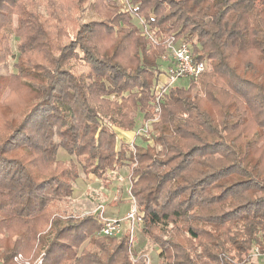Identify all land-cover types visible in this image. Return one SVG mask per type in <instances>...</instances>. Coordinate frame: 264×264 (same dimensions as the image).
I'll list each match as a JSON object with an SVG mask.
<instances>
[{"label": "trees", "instance_id": "trees-1", "mask_svg": "<svg viewBox=\"0 0 264 264\" xmlns=\"http://www.w3.org/2000/svg\"><path fill=\"white\" fill-rule=\"evenodd\" d=\"M70 1L74 0H0V16L11 26L13 16L17 17L15 28L25 30L28 48H46L47 29L51 27L40 21L44 10L62 22L64 30L67 26L76 28L78 37L82 29L100 34L104 45L105 33L110 34L112 42L114 36L119 37L115 49L108 54L94 48L87 34L79 41L66 30L65 36L71 39L72 46L67 57L69 47L61 50L55 67L48 69L27 62L17 65V72L10 79L23 80L33 92H40L43 100L38 109L27 112L24 121L11 126L8 134H0L2 227L8 230L19 224L25 228L41 218L46 220L54 196L73 195L72 182L78 166L85 177L100 179L107 186L108 172L125 168L126 161L131 164L137 161L138 168L130 176L129 193L142 215V232L149 236L152 228H160L166 233L172 225L175 230L185 228L193 239L200 238L198 246L202 253L194 254L193 260L182 244L153 237L161 250L160 256L166 258V263L160 264H172L167 262L170 257H175L176 264H206L201 260L203 257L211 264H261L247 258L252 244L261 243L264 238V196H256L264 193L261 147L249 146L260 142L264 145V126L254 119L255 130L247 140L245 130L237 128L239 112H234L230 121L222 125V131L231 134L224 139L204 106L213 102L216 94L224 93L231 95L235 106L243 104L254 112L257 111L254 102L258 98L264 102V76L256 71L257 65L252 60L256 55L264 64V0H131L132 13L143 20L154 37L174 35L190 46L196 60L207 61L212 69L189 81L188 89L171 87L166 93L160 120L150 125V134L155 130L158 133L153 143L162 149L156 153H150L148 144H138L136 140L141 137H134L132 149L118 138L117 130H133L137 117L142 122L151 120L149 102L156 85L152 71L165 53L164 47L153 44L141 33L136 36L137 29L124 22L128 19L125 13L117 12L105 0H99L96 12L104 18L101 22L78 26L74 13L69 17L68 14L79 11L84 0H77V7L75 3L68 5ZM123 39L134 43L131 56L124 54L129 48ZM24 40L18 45L22 54L27 52ZM0 45L6 48L5 42ZM118 55L126 56L128 64L117 61ZM67 60H74L85 69L91 83L87 84L85 71L80 75L70 69L61 72L59 65ZM250 93L255 96L249 98ZM32 115H36L33 131L38 140L26 133L25 123H29L26 118ZM21 149L27 152L25 163L23 158L4 157ZM59 149L73 155L76 163L59 160ZM163 152L174 154L161 162L157 156ZM53 166L61 169L59 174L52 179L36 180L39 172L44 171L42 168ZM215 189L217 192H213ZM100 227L94 216L82 217L75 225L66 226L45 248L44 264H115L117 252L122 254L121 264H146L144 259L125 258L128 234L120 239L103 238L117 241L118 246L112 252L96 246L100 238L95 234ZM35 233L24 231L27 239L39 241L42 249L44 237L35 239ZM14 248L13 244L8 252ZM18 255L21 253L10 261Z\"/></svg>", "mask_w": 264, "mask_h": 264}, {"label": "rangeland", "instance_id": "rangeland-1", "mask_svg": "<svg viewBox=\"0 0 264 264\" xmlns=\"http://www.w3.org/2000/svg\"><path fill=\"white\" fill-rule=\"evenodd\" d=\"M70 2L71 3H68V5L75 3L77 7V0ZM98 2L99 0H84V4L80 5V10H75L76 12L71 11L68 14V17L72 13H74L76 18L75 21L76 23H78V26L83 24L88 25L90 22H95V24L99 23L101 22L100 20L104 18L102 16L101 18L98 14H96V12H98ZM105 2L110 7L115 8L117 12L121 11L125 13L128 19H126L124 22L126 25L130 22L131 25H133L137 29L138 34H135L136 36H139V33H141V35L147 37L153 44H155L153 41L155 38L157 41L156 43H160L164 47L165 53L161 58H158V60L156 61V64L158 66L157 69H154L152 71L155 83L157 84L159 82H162L164 80V77L163 75L159 77V73L165 74L168 67L170 66L168 60H165L168 55V52L165 45H163V41L166 37L172 35L169 34L166 36L154 37L152 33L148 30V28L143 24V20L141 18L136 17L134 13H132L133 5L131 0H105ZM43 13L44 14L41 15L40 21H42V23L44 22L45 24L49 25V27H51L50 29H47V34H49V37H46L48 43L46 44V48L44 49H42V47H39L37 49V46H29V48L27 47V43L29 42L24 40V38L26 39V36H24L25 30H23L22 32L21 30L19 31L15 28L17 25V23H15L17 20L16 16H13L14 22L11 19L12 26L6 23L7 21H3L4 18L0 16V28L3 27V29L0 30V43L5 42L6 45V48L5 46L0 45V134H8L10 132V129L12 128L11 126H13L14 124L15 126H17L19 123H21V121H24L23 118L27 114V112H29L33 108L38 109L39 103L43 100L42 94L40 92H33L31 89L24 85L25 83L23 82V80H14L13 78L10 79L12 74L17 72L16 67L18 64L22 65L24 62H27V64L33 63L34 65L39 63L42 64V67H48V69H52L53 67H55L56 65L54 62L57 60L58 56H60L61 50L66 46L69 47V49H67L65 53V56L67 57V54H69L72 46V43L70 42L71 39H68L65 36L67 35L66 30H69L74 33V38L79 41L82 40V36L84 37V35L87 34L88 38L90 39L91 45L95 46L94 48H96L98 51H101L102 53L107 52L108 54H110L115 49L116 44H118L119 42V37L115 38L114 36V40L112 42L109 39L110 34L108 33L107 36V33H105L107 39L106 45H104L99 38L101 37L100 34H98L97 32L90 33L87 29H82V31L80 32V37H78L77 35H75L76 28L74 30V28L67 26L66 30H64L62 27V22L55 20L54 16L51 15L48 11L44 10ZM129 13L132 14V16ZM75 18H73V20ZM107 18H110L109 20H111V15H108ZM63 23H65V21H63ZM62 32L63 34L65 32V34L62 35ZM115 35H118V32ZM2 37L4 38V40H1ZM21 40H24V43L26 42V44L23 45L24 49H26L25 51H27L25 52V54H22L19 51L20 47H18V45ZM122 41L124 44L127 43V47L129 48V51L124 54L126 56H131V50L134 48L133 41H126L125 39H123ZM192 41L193 39L189 40V43H192ZM149 47L150 46L148 45L146 46V48L150 50ZM126 56L118 55L117 61L128 64L129 60L126 58ZM252 60L257 65L256 71L260 75L264 76V64L259 62V60L256 58V55L253 56ZM59 68L62 70L61 72H65V70L70 69L76 75H80L81 72L85 71V69L78 67V65L75 64L74 60H67L65 62L63 61V64L59 65ZM211 70L212 69L210 65L208 71L206 72L210 73ZM83 74H85L83 76H85V78L87 79V84H90V74L86 71ZM2 82L4 85H2ZM196 86H198L197 83ZM172 87L184 90L188 89L189 80H176ZM251 96H255V93H250L249 98ZM107 99H109L110 101L114 100L112 97H108ZM152 101L149 102L151 110V114H149V116H151V120L148 122H142L140 121V118L137 117L135 123L137 127L131 131L125 132H129L130 134L127 135L131 138H134L137 129L139 130V128L147 127L148 138L142 136L141 138H145L144 140L138 138L136 141H138V144H148L151 148L150 153H156L158 151H162V149L159 145L153 143V139L155 135L157 136L158 133L155 130V132H152L151 135L150 125L151 123H157L160 120L161 107L159 112L155 113ZM235 103L239 104L238 102ZM254 103L255 108H257L256 112H254L252 109H246L245 105L243 104H241V106L239 107L235 106L234 99L231 97V95L224 93L223 95L216 94V98L214 99V101H210V103L206 104L204 106V109H207L211 117H213V125L218 129V134L224 139H229L231 134H226L225 132H223L222 125L227 121H230V114H233L234 112H239L240 121L237 128L245 130L244 134L246 136V139L248 140L252 135L250 133L255 130V125L252 126L254 119L259 120L261 122V125L264 126V102L260 101L258 98V101H255ZM102 106L103 108H105L104 104H102ZM107 107L109 108V106ZM113 107L115 106L113 105ZM258 114L259 117H256ZM35 116L36 115H32L26 118V122L29 123H25V128L27 131L26 133L29 136L34 137L36 140H38V137L36 138L37 135L33 131V120H35ZM117 136L120 138V140L123 141V139H125L126 134L118 131ZM123 136L124 138L121 139V137ZM1 142L2 138H0V143ZM255 144H252L249 147L254 149L256 146L261 147L260 151L262 156V167H264V145L261 142L256 145ZM189 145L191 144L189 143ZM130 147L133 149L132 146ZM251 151H253V149ZM166 153L167 152H163L162 155H158L157 158H160L161 162H165L174 154ZM133 155L135 156V153H133ZM133 155L132 157H134ZM246 155L251 157L250 153H247ZM26 156L27 152L21 149L19 152L14 153L13 156L6 154L4 157L6 159L18 157L23 158L22 163H25L26 160L24 159L26 158ZM57 158L59 160L66 161L70 164L76 163L75 157L73 155L67 154L63 149H59ZM177 162L178 159L173 161L171 165H174ZM126 163L127 166L125 168L117 170L115 172H108L107 186H105V184H103L100 179H97L95 177H85L81 171V168L78 166L76 177H73L74 180L72 182L74 189L73 195L70 197L62 198L54 196L55 199L50 204L51 208L49 207L50 216H47L46 220L42 221L41 218L37 222L25 225V228L24 225L14 224L8 227V230H5L2 227V224H0V264H2V262H5V264H44V256L46 254L45 248L49 245V243H51L52 239L56 236V234L63 228H66V226L75 225V223L80 221L82 217L93 216V211H95L98 204H103V206L106 207L107 210L105 212V215L112 216L108 218H115L119 220L125 217L126 214L129 212L131 206L133 205V199L129 193L130 176L138 168L139 165L137 161L133 162L132 164L129 161H126ZM53 168L55 167L53 166L49 168H42V170L44 169V171H38L39 178L36 180L41 181L52 179L60 173L61 169L57 170V168ZM30 170L32 172L34 171L33 169ZM38 170H40V168H38ZM221 182L222 181H220L219 183ZM213 192H217V189H215ZM213 192H211L210 195ZM262 195L264 196V193H256V196ZM242 196L245 197L246 194ZM52 220H58V222H54ZM51 225L53 226L51 229H49ZM122 227L126 230L128 226L126 223H123ZM143 227L144 224H140L134 229V239L132 243H130V238L128 236L129 246L127 244V248L124 253L126 254L125 258L127 257L129 260L136 261L139 259H144L141 256L146 255L149 264L166 263V258H162L160 256L161 250L159 246L153 242V237H159L163 242H173L182 244L186 248V253L190 254L193 260L195 259L194 254L202 253L200 247L198 246L200 243V238H191L186 232L185 228L175 230L174 226L170 225L167 228L166 233L160 230V228H152L150 230V235L147 236L142 232ZM24 231L25 233L36 232L34 236L35 239L44 237L42 238L43 241L45 240V243L43 244L44 247L41 249V246L38 245L39 241L37 243H34L33 241L27 239V236L24 234ZM95 237L100 238L97 243L98 245L96 246H101L104 250L107 249L108 252H112L114 249H116L115 247L118 246L117 241L103 239L108 237H103L100 235L97 236V234H95ZM116 239H120V236ZM13 244L15 245V248L12 250V252H8V249H10ZM16 253H21L22 256L18 255L13 259V261H10ZM117 254L118 255L116 257L117 260H115V264L123 263L124 261L122 260V254L120 252H117ZM201 260L203 263L206 262V264H211V262L206 260L204 257ZM167 262L176 264L174 263L175 257H170Z\"/></svg>", "mask_w": 264, "mask_h": 264}, {"label": "built area", "instance_id": "built-area-1", "mask_svg": "<svg viewBox=\"0 0 264 264\" xmlns=\"http://www.w3.org/2000/svg\"><path fill=\"white\" fill-rule=\"evenodd\" d=\"M153 41L154 43L157 42L155 38ZM163 45H165L168 52L165 60H168L170 66L165 74H159V76L163 75L164 80L157 83L154 88L152 105L155 113L159 112L164 96L176 80H195L200 74L208 71L210 66L207 61L196 60L190 46L183 41L177 40L174 35L166 37L163 41ZM136 131L135 137L144 136L148 138L147 127L139 128V130L137 129ZM130 146H132V143ZM93 213L96 215L97 221L101 226L96 233L97 236L100 235L108 238H117L124 234H128L127 236L130 238L129 241L132 243L134 239V229L140 224H143L142 215L135 205L134 200L133 205L126 216L119 220L106 217L105 206H103V204H98ZM123 223H126L128 226L126 230L122 227ZM141 257L145 259L146 264H149L146 255H142ZM247 258L257 260L259 263L264 264V238L261 243L252 244Z\"/></svg>", "mask_w": 264, "mask_h": 264}, {"label": "crops", "instance_id": "crops-1", "mask_svg": "<svg viewBox=\"0 0 264 264\" xmlns=\"http://www.w3.org/2000/svg\"><path fill=\"white\" fill-rule=\"evenodd\" d=\"M156 75V74H155ZM159 77H161V75L159 76ZM118 131L119 132H121V133H124V134H126V136H125V139H123V142H126V143H129V144H131L132 142H133V140H134V138H131L130 136H128L127 134H130L129 132H125V131H121V130H117V133H118ZM119 138V137H118ZM122 138H124V136L123 137H121V139ZM120 139V138H119ZM106 207H105V212H106ZM94 216V218H96V220H97V217H96V215H93ZM106 217H112V216H108V215H105ZM98 232V231H97ZM96 232V233H97Z\"/></svg>", "mask_w": 264, "mask_h": 264}]
</instances>
